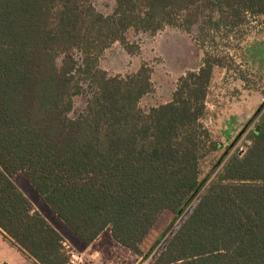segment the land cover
Listing matches in <instances>:
<instances>
[{"label":"trees","instance_id":"1","mask_svg":"<svg viewBox=\"0 0 264 264\" xmlns=\"http://www.w3.org/2000/svg\"><path fill=\"white\" fill-rule=\"evenodd\" d=\"M92 1L0 0V232L38 264H69L63 236L15 183L23 174L86 245L110 228L117 244L148 259L167 235L143 253L160 216L173 213L172 227L187 212L153 264H264V112L247 150L229 156L226 147L202 177L222 149L206 120L225 58L204 52L171 101L148 112L145 65L126 77L99 66L113 44L128 50L131 29L199 24L204 34L248 17L264 27V0H115L110 15Z\"/></svg>","mask_w":264,"mask_h":264},{"label":"rangeland","instance_id":"2","mask_svg":"<svg viewBox=\"0 0 264 264\" xmlns=\"http://www.w3.org/2000/svg\"><path fill=\"white\" fill-rule=\"evenodd\" d=\"M92 4L104 15L113 14L116 9L115 0H93ZM127 38L130 52L124 46L127 44L115 43L100 58L99 66L112 76L126 77L137 73L145 65L151 72L153 84L152 92L140 102V107L145 112L171 101L180 77L200 67L204 52L225 58L228 66L214 69L207 99L209 116L206 120V125L215 140L222 144V149L204 162L202 177L208 175L212 164L220 158L226 147L232 146L229 156L247 150L251 132L258 127L260 116L264 112L263 25L248 17L243 25L233 30L223 28L203 34L199 31V24L193 25L189 32L166 26L157 33L131 29ZM72 53L78 63H81L80 53ZM88 98V93L75 98L72 118H77L84 112ZM14 180L40 212L50 219L54 217L57 221H63L23 174H18ZM186 216L187 212L172 227L170 224L174 219L173 213L167 211L160 216L141 246L143 253H148L166 230L167 235L148 259L142 260L114 242L107 231L99 243L103 250L102 257L94 259L84 256L90 264H153ZM63 223L68 238L80 241Z\"/></svg>","mask_w":264,"mask_h":264},{"label":"crops","instance_id":"3","mask_svg":"<svg viewBox=\"0 0 264 264\" xmlns=\"http://www.w3.org/2000/svg\"><path fill=\"white\" fill-rule=\"evenodd\" d=\"M26 195V194H25ZM30 200V198L27 196ZM34 209L39 211V209L33 204ZM40 212V211H39ZM47 221L63 236L64 241H67L72 248L80 254L91 256L94 259L102 257L103 250L100 248V241L103 239L105 232H109L111 234L110 228L106 229L92 244L86 245L84 244L78 237V240H70L66 235V229L63 226V221H57L54 217L52 219L48 218L42 212H40ZM57 215V214H56ZM112 237V235H111ZM108 239V238H107ZM113 239V238H112ZM115 242V241H114ZM100 261V259H99ZM98 261V262H99ZM0 264H38L33 258H31L27 253L21 251L18 247L12 245L0 232Z\"/></svg>","mask_w":264,"mask_h":264},{"label":"built area","instance_id":"4","mask_svg":"<svg viewBox=\"0 0 264 264\" xmlns=\"http://www.w3.org/2000/svg\"><path fill=\"white\" fill-rule=\"evenodd\" d=\"M62 245L63 251L69 259V264H90L88 259L84 255L74 251V249L68 242L63 241Z\"/></svg>","mask_w":264,"mask_h":264}]
</instances>
